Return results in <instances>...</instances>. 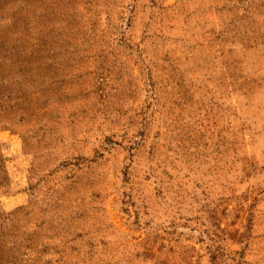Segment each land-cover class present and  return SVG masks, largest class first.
I'll return each mask as SVG.
<instances>
[{
  "label": "rangeland",
  "instance_id": "obj_1",
  "mask_svg": "<svg viewBox=\"0 0 264 264\" xmlns=\"http://www.w3.org/2000/svg\"><path fill=\"white\" fill-rule=\"evenodd\" d=\"M0 264H264V0H0Z\"/></svg>",
  "mask_w": 264,
  "mask_h": 264
}]
</instances>
